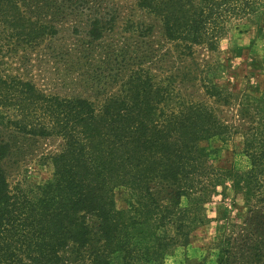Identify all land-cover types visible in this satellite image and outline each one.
Segmentation results:
<instances>
[{
  "label": "trees",
  "instance_id": "1",
  "mask_svg": "<svg viewBox=\"0 0 264 264\" xmlns=\"http://www.w3.org/2000/svg\"><path fill=\"white\" fill-rule=\"evenodd\" d=\"M136 5L161 24L170 71L152 72L163 60L155 49L129 55L127 46H112L105 82L119 87L96 103L47 93L5 61L67 27L83 33L89 47L102 45L120 19L115 0H0V264H166L208 221L207 204L223 178L248 210L216 236L217 264H264V99L242 102V125L230 124L209 103L185 98L183 88L198 75L176 66L192 60L196 46L217 51L232 26H250L264 14V0ZM127 23L124 31L138 39L154 29ZM203 88L232 106L230 89L213 79H204ZM237 133L249 165L223 170L215 165L216 149L202 143ZM15 134L62 139L50 156L52 177L35 195L14 192L4 168ZM121 190L129 219L117 203Z\"/></svg>",
  "mask_w": 264,
  "mask_h": 264
},
{
  "label": "rangeland",
  "instance_id": "2",
  "mask_svg": "<svg viewBox=\"0 0 264 264\" xmlns=\"http://www.w3.org/2000/svg\"><path fill=\"white\" fill-rule=\"evenodd\" d=\"M115 5L120 19L102 45L89 47L84 44L83 33L75 34L72 28L67 27L57 39L45 42L36 50L25 49L7 56L5 65L10 72L31 79L47 93L88 97L96 103L119 87L117 84L107 86L105 82L111 73L107 62L114 60L108 54L113 50L112 46H127L129 55L148 53L149 47L155 49L154 53L163 60L152 64V72L160 77L168 73L172 66L170 57L166 56L170 43L166 41L159 21L140 10L136 0H115ZM130 21L134 24L131 27L145 24L153 25L154 29L147 38L138 39L134 33L124 31ZM176 66L190 69L198 75L196 80L188 82L183 88L186 99L203 100L230 124L241 126L238 114L240 104L254 97L264 99V14L253 19L250 26H232L221 39L217 51H211L205 45L196 46L194 58L184 65L177 62ZM204 79H213L220 86L230 89L234 93L232 106H223L214 98H209L203 88ZM11 144L12 152L3 161L11 189L35 195L38 185L52 177L50 156L60 150L62 139L58 136L15 134ZM202 145L216 149L215 165L223 170H244L249 165L241 133L226 140L213 138ZM126 197L123 190L117 191L118 206L126 210L125 217L129 219ZM206 209L208 221L193 232L188 246L177 247L168 256L166 264H217L216 236L229 230L230 223L242 219L248 210L243 195L233 189L228 178H223L215 188Z\"/></svg>",
  "mask_w": 264,
  "mask_h": 264
}]
</instances>
